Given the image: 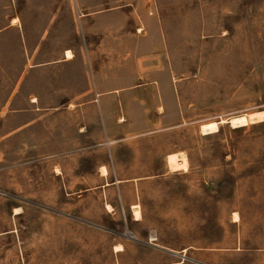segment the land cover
I'll list each match as a JSON object with an SVG mask.
<instances>
[{
	"label": "rangeland",
	"instance_id": "374dc122",
	"mask_svg": "<svg viewBox=\"0 0 264 264\" xmlns=\"http://www.w3.org/2000/svg\"><path fill=\"white\" fill-rule=\"evenodd\" d=\"M0 264H264V0H0Z\"/></svg>",
	"mask_w": 264,
	"mask_h": 264
},
{
	"label": "bare ground",
	"instance_id": "6f19581e",
	"mask_svg": "<svg viewBox=\"0 0 264 264\" xmlns=\"http://www.w3.org/2000/svg\"><path fill=\"white\" fill-rule=\"evenodd\" d=\"M65 58L66 59H71L72 58V54L71 51H66L65 52ZM258 113V112H257ZM257 116H253V115H249V116H245V115H239V116H234L232 118H230L229 120H221L219 123L218 122H212V123H208V124H203L200 126V132L202 134H210V133H215L218 131V125L220 123H228L231 126H244V125H248L251 123H255L257 121L258 118H261L262 112L256 114ZM262 120V119H259ZM183 154V153H182ZM182 154H176V153H172L167 155L166 159H167V164H168V169L171 172H178L181 170H186L188 168V162L185 159L184 156H182ZM103 174L106 175L107 171L105 170V168H102ZM132 210L134 212V216H135V220H140V213L138 211V206H133ZM16 214L20 213L19 209H15ZM234 219L238 220L239 217L237 216V214L235 213L234 215ZM116 251H121L122 247L121 246H116L115 247Z\"/></svg>",
	"mask_w": 264,
	"mask_h": 264
},
{
	"label": "crops",
	"instance_id": "0c3cea01",
	"mask_svg": "<svg viewBox=\"0 0 264 264\" xmlns=\"http://www.w3.org/2000/svg\"><path fill=\"white\" fill-rule=\"evenodd\" d=\"M94 84H95V89L97 91V93H96L97 94V96H96V102H100V108L105 109L106 108V103H109V102H112V101L115 100L114 95H112L111 93L114 90L118 89V88L109 87L106 84H103V83L98 82V81H96V83H94ZM99 98H100V100H99ZM93 101H95V100H93V99H90L89 100V102H93ZM120 182H122V181L121 180H116L115 181V183H120ZM132 205H134V204H132ZM131 206H130V209H131ZM116 253H118V252H116Z\"/></svg>",
	"mask_w": 264,
	"mask_h": 264
},
{
	"label": "water",
	"instance_id": "95a60500",
	"mask_svg": "<svg viewBox=\"0 0 264 264\" xmlns=\"http://www.w3.org/2000/svg\"><path fill=\"white\" fill-rule=\"evenodd\" d=\"M126 236H128V237H130V238H132V237H133V236H132L131 234H129V233H128Z\"/></svg>",
	"mask_w": 264,
	"mask_h": 264
}]
</instances>
